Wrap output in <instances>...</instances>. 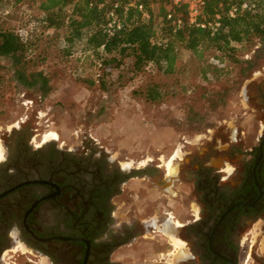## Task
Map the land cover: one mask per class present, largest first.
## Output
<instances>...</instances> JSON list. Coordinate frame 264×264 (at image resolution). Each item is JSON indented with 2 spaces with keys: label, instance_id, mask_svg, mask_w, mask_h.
<instances>
[{
  "label": "flooded vegetation",
  "instance_id": "flooded-vegetation-1",
  "mask_svg": "<svg viewBox=\"0 0 264 264\" xmlns=\"http://www.w3.org/2000/svg\"><path fill=\"white\" fill-rule=\"evenodd\" d=\"M246 92L253 138L227 124L174 156L175 177L159 156L116 159L87 141L6 128L0 264H117L145 239L163 235L172 245L165 226L184 244L182 256L164 263L264 264V86Z\"/></svg>",
  "mask_w": 264,
  "mask_h": 264
},
{
  "label": "rangeland",
  "instance_id": "rangeland-1",
  "mask_svg": "<svg viewBox=\"0 0 264 264\" xmlns=\"http://www.w3.org/2000/svg\"><path fill=\"white\" fill-rule=\"evenodd\" d=\"M37 2L10 4L0 0V29H12L30 43V53L38 59L37 69L48 76L51 85L47 94L37 86L23 85L13 75L11 58L0 56V142L6 128L21 125L43 135L53 130L58 134L55 142L72 145L87 141L101 146L116 159L159 156L166 167L170 161V166L177 169L180 160H174V156L181 157L182 151H193L208 137L223 134L227 124L229 128L239 124L246 140L253 138L256 117L245 107L246 90L252 84L264 86L263 59L255 68L240 72L238 64L218 58L219 54L211 49L200 60L179 47L171 73L153 64L132 71L131 58H126L124 68L107 75L102 85L91 83L88 79L94 66L85 37L68 45L63 29L43 26L44 15L37 9ZM151 4L154 36L160 38L163 0H153ZM254 50L263 53L264 41L239 57L250 58ZM206 63L217 65L218 71L208 70L203 75ZM152 85L160 92L155 100L147 98ZM163 234L172 241L171 233ZM172 245L163 235L145 239L117 264H167L164 260L173 263L179 254L183 255V243Z\"/></svg>",
  "mask_w": 264,
  "mask_h": 264
},
{
  "label": "trees",
  "instance_id": "trees-1",
  "mask_svg": "<svg viewBox=\"0 0 264 264\" xmlns=\"http://www.w3.org/2000/svg\"><path fill=\"white\" fill-rule=\"evenodd\" d=\"M17 4L22 0H2ZM116 0H38L37 9L43 13L42 23L46 28L63 29V39L70 45L85 37L86 48L90 51L94 72L89 82L102 85L104 78L114 70L124 68L126 58H131V70L136 71L153 64L165 73L174 71L178 48L189 50L202 60L208 49L239 65L240 72L255 68L264 60V52L256 51L250 58L241 59L240 53L250 51L257 42L264 41V0H250L251 8L240 10L235 16L227 14L229 5L236 0H206L203 17L212 19L219 15L220 27L211 34L208 30L183 25L174 29L162 20L160 41L154 39L152 17L142 20L132 7L123 9L124 0H119L117 14L123 26L111 35L104 25L107 10ZM153 0H143L147 5ZM92 2V3H91ZM103 2L102 6L99 3ZM151 11L150 6H148ZM184 13V9L181 10ZM30 43L12 29H0V56L11 58L12 72L16 80L25 86H37L47 94L51 85L48 76L37 69L38 59L30 53ZM68 47V46H67ZM218 71V66L206 63L202 72ZM160 92L152 85L147 98L155 100Z\"/></svg>",
  "mask_w": 264,
  "mask_h": 264
},
{
  "label": "built area",
  "instance_id": "built-area-1",
  "mask_svg": "<svg viewBox=\"0 0 264 264\" xmlns=\"http://www.w3.org/2000/svg\"><path fill=\"white\" fill-rule=\"evenodd\" d=\"M205 4L206 0H163L164 12L162 19L166 23H169L174 29L183 25H189L206 29L213 34L220 27L219 15L217 14L212 19H205L203 17ZM102 5L103 2H100L99 6ZM119 5V0H116L107 10V22L104 25V29L109 35L123 26V21L117 14ZM151 5V2L147 5L143 0H124V4H122L124 10L130 7L134 8L140 14L142 20L151 18V11L148 8V6ZM253 6L254 3L250 0H236V2H232L229 5L227 14L229 16H235L240 10ZM182 9H184V13H181ZM154 39L160 41V38H156L155 36Z\"/></svg>",
  "mask_w": 264,
  "mask_h": 264
},
{
  "label": "bare ground",
  "instance_id": "bare-ground-1",
  "mask_svg": "<svg viewBox=\"0 0 264 264\" xmlns=\"http://www.w3.org/2000/svg\"><path fill=\"white\" fill-rule=\"evenodd\" d=\"M58 136V134L56 133V132H54L53 130H51V131H49V132H46V134L45 135H43V137H45V138H52V139H56V137ZM44 138V139H45ZM0 154H1V146H0ZM171 160V159H170ZM170 161H168V163H167V167H168V171L171 173L170 175L171 176H175L176 175V170L177 169H175V166H174V168L172 167V166H170ZM166 167V168H167ZM168 172V173H169ZM177 223V222H176ZM165 231L166 232H168V233H171L172 235H171V239H172V241L171 242H173L172 244H174V245H180L181 243H183V242H180L179 241V237L177 238L176 236H174L175 235V233H176V229L175 228H168V227H166L165 226ZM184 244V243H183ZM173 246V245H172ZM183 246V245H182ZM181 246V247H182ZM179 248H180V246H179ZM176 251V250H175ZM178 255V254H177ZM176 255V256H177ZM179 256H181L180 254H179ZM175 258V257H174Z\"/></svg>",
  "mask_w": 264,
  "mask_h": 264
}]
</instances>
